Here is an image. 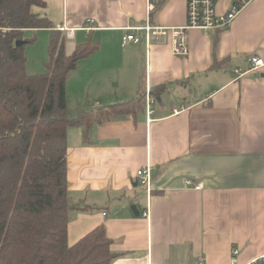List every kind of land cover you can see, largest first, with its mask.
<instances>
[{
	"label": "crops",
	"instance_id": "obj_1",
	"mask_svg": "<svg viewBox=\"0 0 264 264\" xmlns=\"http://www.w3.org/2000/svg\"><path fill=\"white\" fill-rule=\"evenodd\" d=\"M45 2L32 11L67 35L68 55L89 38L100 44L68 79V106L142 103L133 115L68 131L69 197L79 205L69 244L105 226L113 264H231L236 250V264H264V67L251 71L249 62L264 61V0L248 4L229 29L190 30L187 57H175L170 43L123 46L126 29L145 24L146 0ZM187 2L163 0L153 25L185 27ZM234 2L215 0L217 12ZM51 33L25 31L29 75L44 73ZM148 166L150 193L137 178ZM188 179L203 188H188Z\"/></svg>",
	"mask_w": 264,
	"mask_h": 264
},
{
	"label": "trees",
	"instance_id": "obj_2",
	"mask_svg": "<svg viewBox=\"0 0 264 264\" xmlns=\"http://www.w3.org/2000/svg\"><path fill=\"white\" fill-rule=\"evenodd\" d=\"M45 0H0V264H113V240L100 226L71 246L68 131L122 115L139 101L73 111L67 82L100 49L91 38L66 53L67 35L34 14ZM52 29L46 72L26 70V30ZM18 41L26 43L17 46Z\"/></svg>",
	"mask_w": 264,
	"mask_h": 264
},
{
	"label": "built area",
	"instance_id": "obj_3",
	"mask_svg": "<svg viewBox=\"0 0 264 264\" xmlns=\"http://www.w3.org/2000/svg\"><path fill=\"white\" fill-rule=\"evenodd\" d=\"M163 0H146V22L140 27L126 29L122 38L123 46L140 45L145 41L147 48H151L153 41L160 45L170 43L172 54L175 57H187L190 54V48L187 42V34L190 30L198 31H217L226 30L231 27L239 13L253 0H235L231 10L225 14L217 12L215 0H188L187 2V19L188 22L182 28H165L157 27L152 23V15L157 11ZM94 22L93 20L89 21ZM73 33V32H72ZM251 71L259 70L264 67L262 59L253 57L249 60ZM146 97V108L148 121L154 114L152 105L154 100L150 97L149 91ZM139 183L150 193L152 190V169L148 166L137 172ZM186 186L194 190H201L202 183H195L191 179L186 181ZM239 252L234 251V258L231 264H236V256ZM255 264V261L250 263Z\"/></svg>",
	"mask_w": 264,
	"mask_h": 264
},
{
	"label": "rangeland",
	"instance_id": "obj_4",
	"mask_svg": "<svg viewBox=\"0 0 264 264\" xmlns=\"http://www.w3.org/2000/svg\"><path fill=\"white\" fill-rule=\"evenodd\" d=\"M27 46H28V44H27ZM26 46V47H27ZM40 57H42V47L40 46V43L39 44H37V46H36V50H34V54H33V56H32V63H33V65H35V66H37L38 65V60L40 59ZM26 58H27V56H26ZM46 63V62H45ZM45 63L43 64V67H44V72H46L47 70H46V66H45ZM46 70V71H45ZM40 74H42V73H40ZM83 95H84V100H92L91 99V97L89 96V92H86V94H85V90L83 89ZM90 97V98H89ZM87 107H81V108H79V109H76V110H83V108H89L90 106L87 104L86 105ZM69 107V109H71L72 107H70V106H68ZM72 110V109H71Z\"/></svg>",
	"mask_w": 264,
	"mask_h": 264
},
{
	"label": "water",
	"instance_id": "obj_5",
	"mask_svg": "<svg viewBox=\"0 0 264 264\" xmlns=\"http://www.w3.org/2000/svg\"><path fill=\"white\" fill-rule=\"evenodd\" d=\"M26 42L25 41H18L16 44H17V46H21V45H24ZM133 211H134V213L136 214V215H139L140 213L138 212V208L136 207V206H132V208H131Z\"/></svg>",
	"mask_w": 264,
	"mask_h": 264
}]
</instances>
